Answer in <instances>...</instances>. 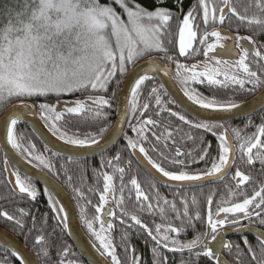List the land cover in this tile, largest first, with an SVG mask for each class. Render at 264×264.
Here are the masks:
<instances>
[{
  "label": "snow or ice",
  "instance_id": "1",
  "mask_svg": "<svg viewBox=\"0 0 264 264\" xmlns=\"http://www.w3.org/2000/svg\"><path fill=\"white\" fill-rule=\"evenodd\" d=\"M146 3L154 5L149 7L142 5L138 0H14L0 8V122L5 129L6 141L21 155L31 157L38 162V166L53 168L42 155H33L35 145L23 147L24 137L16 131L18 124L27 115H39L45 122L49 131L54 136L66 144L79 148H101V142L105 140V133L117 131L116 125L108 123L112 102L116 99L117 90L123 79L135 71L139 66L138 61L145 57L152 56L153 53L163 54L156 58L145 60L148 65L138 74L130 87V98L127 102V110L132 114L139 113V117H144L150 107L148 102L140 104L142 86L146 81L154 79L149 73L163 71L165 76H172L170 65H175V75L172 76L181 85L184 95L193 104L201 109L211 110L212 112L231 113L244 107V102L238 99L243 92L254 93L257 89L264 90V76L250 67L249 58L256 63L261 72H264V51L260 47H248L241 42L247 40L249 45L255 42L252 37H235V47L241 49L238 59L234 61L221 60L212 56L215 64H205L200 70L197 64L187 65L181 63L177 56L189 55V50L199 54V47L194 48V42L198 41L204 47L203 55L208 57L210 53H216L217 49H223L232 55L233 49L223 43L225 40L232 39L229 34H222V31L211 25L217 23L224 24L226 16L229 14L236 17L240 24L247 27H254L259 32H264V0H249L247 6L241 12L234 5L233 0H196L186 13L183 10L184 0H174L178 11L166 7L167 0H146ZM115 5V6H114ZM117 7L120 11L117 10ZM183 13L182 20L178 27V54H169L167 45L173 44L170 22L175 18L179 19ZM251 13V14H249ZM199 18V20H198ZM239 27V25L237 26ZM198 33H201L198 38ZM210 37H215L213 42H209ZM264 47V46H262ZM223 65H230L234 71L223 70ZM119 77V78H118ZM207 83L209 86H220L221 88H233L232 97L226 100L217 99L215 96L209 97L197 92L192 84ZM115 83L116 87L111 95H107L109 87ZM251 85V87H247ZM77 92H88L84 99H75L63 106L61 110L57 103L49 102L50 95L59 98L64 95H72ZM162 95H167L163 84L151 87L148 92L149 98L155 99V104L161 106V111H168L172 117L191 129L203 130L211 133L219 140L217 155L211 156V144L202 141L205 145L197 159L188 160L191 153H184L176 145L173 131L180 132V128L169 131L164 127V131H152L156 144L163 143L164 148H168L167 141L173 140L174 155L169 158L163 151L159 154L163 158L157 162L149 155V151L141 144V141H148L145 135L146 126L158 124L156 119L137 118L135 125H130L131 130L137 134L139 140L131 137L127 138L126 147L136 150L144 155L148 164L168 181L192 184L212 178L223 179L231 171L236 160V145L230 143L228 136L229 129L225 124L213 119L194 120L189 119L187 114L178 111H171L170 108L163 107ZM43 98V100H41ZM259 103L264 109V94L261 95ZM119 107V105H117ZM88 110L94 111L95 130L81 134L79 129L71 131L69 127L61 126V121L65 119V114L79 115ZM158 116L159 113H156ZM121 125L119 131H123L122 124L124 118L118 117ZM255 127L256 131L251 135H242L239 128L231 129L233 138L239 142V152L247 158V163L252 164L254 160H259L264 166V117L255 124L251 119L248 120L245 128ZM222 130V131H221ZM189 140L194 139L190 133L185 134ZM182 137L181 139H183ZM156 144H153L152 151H157ZM255 151V154L253 150ZM117 154L113 160L119 161ZM163 161H168L175 170H167L163 166ZM203 161L205 168L190 172V164ZM5 171L7 170L8 158L4 159ZM210 164V166H209ZM109 167L118 172L120 179L121 193L120 201L117 206L123 204L125 169L116 167L112 160L107 161ZM264 172V168H262ZM15 185L22 194H27L33 200L37 197V191L31 184L30 178L22 177L19 171L13 172ZM103 191L99 196V205L93 219H87L83 214L82 220L95 241L93 247L102 257L110 258L111 264H122L118 257L116 246L113 241L104 235L106 231H111L114 227L110 221L101 218L105 211L104 205L107 202L108 194L114 191L113 175L104 172ZM71 180V177H68ZM236 180L235 187L225 185L230 197L237 198V202H230L221 199L213 208V195L207 197V208L201 210L196 208L197 201L192 200V206L196 208L194 215H190L189 203L180 198L183 211L177 208L175 199L168 200L160 196L157 191L154 196H150L142 190L140 183L132 177L129 183L135 191V200L139 203V212H158L161 223H155L154 228L143 223L141 218L133 213L129 214L122 209L121 223H127L128 219L140 226L147 232L153 242L150 251L152 253V264H169L168 257L163 254L161 249H167L171 253H180L179 264H199L201 258H206L209 264H225L221 255V250L213 248L212 242L220 240L221 249L232 252L235 250L237 264H241L245 255L251 256L254 264H264V232L259 229L257 247L252 246L245 236L243 238L244 248L239 243L221 239V235L228 230L234 232H245L251 230L253 223L264 226V182L259 183L249 195L241 189V185L252 180L250 175L245 174L239 168L232 176ZM155 188V184L152 185ZM47 192V190H45ZM74 191H79L74 189ZM49 194V200L55 207L56 201ZM91 203V201H89ZM228 205V206H225ZM59 213H64V209L58 208ZM19 218L7 211H0V217L7 221H14L16 228L24 231L23 217L27 215L24 209H19ZM175 213V220L179 221V226H174L169 213ZM107 214L117 217V213L107 210ZM64 227L67 225V215L60 217ZM203 220V231L196 230L195 222ZM245 221L247 223H245ZM99 222V230L94 227V223ZM106 224V228H105ZM131 226V225H129ZM191 228L194 235L191 239H181V234L186 233ZM31 232V229H29ZM175 234V235H172ZM27 239V236L25 237ZM122 240H127V235L122 236ZM46 237L39 234L35 237L34 248L44 244ZM8 251V249H5ZM69 248L63 246L58 250V255L66 257ZM129 251L125 245V252ZM130 264H141L142 258L135 255ZM188 253V258L184 259V253ZM38 257L47 259L49 257L48 248H41L37 252ZM12 257L19 256V264H31L19 250L11 252ZM0 264H13L8 258H0ZM57 264H65L64 259L57 261ZM67 264H76L69 260Z\"/></svg>",
  "mask_w": 264,
  "mask_h": 264
},
{
  "label": "flooded vegetation",
  "instance_id": "2",
  "mask_svg": "<svg viewBox=\"0 0 264 264\" xmlns=\"http://www.w3.org/2000/svg\"><path fill=\"white\" fill-rule=\"evenodd\" d=\"M194 3H196V0L195 2L192 3V5ZM217 3H219V0H217ZM237 22L238 21L229 14L228 16H226L224 24L217 23L215 25H211L208 30L211 31L212 27H215L221 30L222 34L231 35L232 39L223 41L225 45L230 46V47H232V42L235 47V43H236L235 37L237 35L252 37V40L255 42L253 45H249V42L247 40H244L241 43L250 48L260 47L261 51H264V47H262L264 46V41L261 40V37L264 34H262L261 32L257 34V30L254 27H247L240 23L236 24ZM238 25L239 27H237ZM178 27L179 26L175 27V29L177 30V39H176V52L177 53L174 56H177L178 54ZM200 34L201 33H198V38ZM214 40H215V37L209 38V42H213ZM193 47L194 48L199 47L200 49L199 54L193 52L192 50H189V55L187 57L177 56V58L179 59L181 63L187 64V65L197 64L200 70H202L205 67V64H215V61L211 59L212 56L217 55V56H220L219 59L221 60H230V61H234L233 59L234 56L235 57L237 56V54L234 51H233L234 54L230 55L226 52L220 51L223 49H217L216 53H210L208 57H205L203 55L204 47L200 46L198 44V41L194 42ZM235 49L238 51V54H239L241 49L236 48V47ZM160 56H155V57H160ZM252 59L253 58L250 56L249 62H250V67L252 68V70L257 71L258 74L264 76V72H261L258 65L252 62ZM260 64H264V61H260ZM222 68L223 70L228 71L230 73L234 71V69L230 65H223ZM174 75H175V65L172 64V76ZM174 81L178 85V87L181 89L180 83L177 80H174ZM147 83L149 84L146 85L145 89L142 91L141 96H140V103L141 101H143V103L148 102L150 104V107L147 110V113L145 114V116L139 117V113L132 114L129 112L124 133L122 135V138L120 139V141L115 147H113L111 150H109L108 152H106L105 154L101 156L82 160V161H76L79 164L74 165V166L79 167V173H80V179L79 181H77V183L79 184L78 186H75V184H73L76 182L72 180L73 178L72 174L64 173V167L71 166L69 163L55 162L54 160H52L50 161V163L53 166V168L47 171L43 169L42 167H39V166L36 167L32 165L31 163H29L26 159L22 157L30 165H32L38 170H41L42 172L50 176L52 179L57 181L67 191V193L71 196L75 204V207L78 212L79 220H80L84 233L86 234V236L88 237V239L91 241L92 244L96 243L97 245L99 244V242L95 241L94 237H91L90 233L88 232L82 220V210H83V214L87 217V219H93V217L97 215L96 207L99 205V196L101 192L103 191V185H104L102 174L104 172H107L113 175L114 191L108 194L107 202L104 205L105 211L101 214V218L105 221H110L114 225L113 229L111 231H106L104 235H107L108 238L113 241L114 245L116 246L117 255L118 253L120 255L121 252L126 253L125 245H127L129 249V251L126 253L127 260L125 261L122 259V264H130V261L133 256L132 249H135V255L140 256L142 258L141 264H152V260H153L152 253L150 251V248L153 244V242L151 241V238L147 235V232L144 229H142L140 226L135 225L134 222L131 221L130 219H128L127 223H121L120 217L122 214V209L126 211L129 214V216L133 213L137 214L141 218L142 222L148 224L149 227L151 228H154L155 223H161V218L158 212L149 213L147 211L145 212L137 211V209L139 208V203L135 200V191L132 188V185L129 183L132 177H135L138 180V182L141 185L142 190L145 191L150 196H154L155 193L158 191L160 196L165 197L170 201L175 199L177 202V208L181 211V213L183 211V206L180 204V198L182 197L183 199L187 200L189 203L190 215H194V211L196 210V208H199L201 210H206L207 208L206 201L209 195H213V201H214L213 208L215 207V204L218 203L222 198L227 199L230 202H237V198L230 197L225 188V185H230V186L235 187L236 180H233L232 176H234V173L237 170V168H239V170H241L245 174L250 175L252 177L251 181L246 182L244 185L240 186L241 189L246 191L249 195L252 193L254 188H257L259 186V183L264 182V172H262V168H264V166L261 165L259 160H254L252 164L247 163V158L244 157L239 152L238 150L239 142L233 138V133L231 131V129L233 128H239L242 130V135H251L253 132L256 131L255 127L245 128V125L247 124L249 119H251L255 124L260 123L261 117H264V109L260 113L252 115L243 121L234 122V123H224L225 127L229 129L228 136L230 138V143L236 145L237 150H236L235 164L233 165L228 175L224 177L223 179L212 178L209 180L195 182L192 184H184L182 182L172 181L170 183L171 184L170 187L163 186L159 184L158 182H156L154 179H152V177H150V175H148V173L141 167L138 159L135 156V152L136 151L139 152L138 148L136 150H133L131 148L126 147L128 137H131L134 140L140 139L137 136V134L131 130V127H130V125H135L137 123V118L147 119L148 117H152L153 119H156L158 121V124L155 126L145 127V135L149 137V140L141 141V144L146 148V150L149 151V155L152 157V159L156 160L157 162H161L163 159L159 154L161 151H163L165 155H168L169 158H171L174 155L175 146H179L181 148V151L184 153L192 154L190 157H186V159L188 160L197 159L198 154L200 153L201 149L205 146L202 143V141H206L211 144V149H210L211 156H216L219 140L216 138V136H213L211 133H206L203 130L191 129L190 126L184 125L183 122L179 121L178 117H172L170 115V112L161 111V106H158L155 104V99L148 97V92L150 91L151 87L158 86L161 83L158 82L157 80H150V81H147ZM191 86L195 88L197 92H200L204 94L205 96H209V97L215 96L217 99H221V100H226L228 98H231L233 88L235 87L233 86V88H221L220 86H209L207 85L206 82L203 84H192ZM247 87H251V85H248ZM261 91L262 89H257L256 92L250 93V94L245 91L239 95L238 99L240 101L246 102L252 99L253 97H255ZM162 96H161V100L163 102V107L170 108L171 111H178L181 114H187L184 111H182L172 101V99L168 96V94L166 95V97L168 98L169 103H167ZM156 113H159V115L157 116ZM188 118L198 120L189 115H188ZM165 126L168 127L169 131H173L175 128L181 129V131L178 133L173 131V136L176 141L175 146L173 145V140L171 139L167 141V144L169 145L168 148H164L162 142L159 144H156L155 137L152 135V131H158V132L164 131ZM186 133H190L194 139L192 140L187 139L185 136ZM182 137L184 138L181 139ZM153 144H156L157 151L151 150ZM255 151L256 150L254 149L253 150L254 154H255ZM117 154H119L120 156L119 161L113 160V157L116 156ZM5 157H6L5 154L0 148V166H2L1 167L2 171H0V176L3 174V172L5 173V179L10 187V190L19 198V202L17 204L15 203L14 206L13 205L10 206L9 208L10 213L19 218L18 210L22 208L27 213V215H25L23 219L31 218L32 222L36 223L37 214L40 213L41 208H44L48 210V213L50 212L53 214L54 217L56 215L57 219H60V216H63V213H59L57 211V209L60 208L58 203H56L55 207H53L52 202H50L49 200L48 193H50V191H48L44 186L39 185L36 182L30 180L31 184L35 187L37 191V197L34 200L31 197L27 196L26 193L23 194L25 197H21L20 195H17L13 191L9 183L7 170L5 171V164H4ZM64 160H67V159H64ZM108 160H112L113 165H115L116 167H123L125 169L124 183L127 185V187L124 189V193H123V196H124L123 204H120V206H117L118 202L120 201V197H121V193L119 191L120 184H121L120 179H119L120 174L116 172L114 168L109 167L107 165ZM163 166L167 170H175L172 167V165L169 164L168 161H163ZM11 167H12L13 172L17 171L13 167V165H11ZM204 168H205V162L200 161L197 163L190 164L187 170L190 172H195V171H198ZM61 169L63 172L60 171ZM21 176L25 177L23 175ZM68 177H71V180H69ZM1 181L3 180L0 178V185H1ZM153 184H155V188L152 187ZM74 189H78L79 192L81 193V197L79 198V204H77L74 196L71 194V192H76L74 191ZM45 190H47V192ZM50 194L52 196V199L56 201L52 193ZM193 199L197 201L196 208L192 206ZM89 201H91V203H89ZM24 203L30 204V206H24L25 205ZM38 203H40V205H37ZM225 206H228V205H225ZM109 209L112 211H115L117 213V217L109 216L107 214V210ZM169 216L174 226H179V221L175 220V213L170 212ZM3 220H5L6 222L15 224L14 221H7L5 218H3ZM203 223H204L203 220L199 222H195L196 230L203 231L204 230ZM245 223L247 222L245 221ZM94 227L97 230H99V227H100L99 222H95ZM2 228L10 232L16 238H18L12 231L8 230L5 227H2ZM105 228H106V224H105ZM257 229H259L261 232H264V226H261L258 223H253L251 230H248L245 232H234L232 230H228L226 235L225 234L221 235V239L239 243L240 247L244 248L243 238L246 236L247 239L252 244V246L256 248L257 255H259V248L257 247L258 239L255 238L254 236V234L258 233L256 231ZM124 235H127L126 241L122 240V236ZM172 235H175V234H172ZM193 235H194L193 230L191 228H188L186 233L181 234V239H184V238L191 239ZM212 246L213 248L217 250H221V255L224 261L228 262L229 264H237L235 250H233L232 252H229L226 249L222 250L220 240L212 242ZM161 251L163 252L165 256L168 257L169 264H179V261L181 259L180 253H171L167 249H161ZM104 258L107 259L109 263H111L110 258H106V257ZM183 258L184 259L188 258L187 252L184 253ZM193 264H195V261H193ZM199 264H209V261L206 258H201L199 261ZM241 264H254V262L251 261L250 255H245L242 258Z\"/></svg>",
  "mask_w": 264,
  "mask_h": 264
},
{
  "label": "water",
  "instance_id": "3",
  "mask_svg": "<svg viewBox=\"0 0 264 264\" xmlns=\"http://www.w3.org/2000/svg\"><path fill=\"white\" fill-rule=\"evenodd\" d=\"M232 49L237 54L234 56V60L238 59V51L235 49L232 42ZM221 52H225L224 50H220ZM216 58H220V56L215 55ZM152 58H156L158 62L159 57H151L146 60H150ZM145 60L138 63V67L135 71L130 72L123 80V84L121 86L120 95L118 99L116 118L113 125H116L117 131L113 132L112 128L105 135V140L101 142V148H79L77 146L66 144L64 141L60 140L57 136H54L49 129L45 126L43 121L40 119L39 115H27L24 120H22L18 125H25L32 134L39 140V142L50 152L55 155H58L67 160L73 161H82L86 159L95 158L101 156L115 147L122 135L124 133L126 123L128 120L129 112L127 110V102L130 98V87L134 82L135 77L140 74L144 69L148 67L144 62ZM172 70V65H170ZM150 76H153L154 79L157 80L164 86V90L168 94V96L172 99V101L185 113L189 116L198 119H213L218 120L222 123H234L247 119L248 117L260 113L263 109L259 103L260 97L264 94V90H262L259 94H257L252 99L244 102V107L240 110H234L231 113H223V112H212L211 110H202L198 105L193 104L188 98L184 95L178 85L175 83L172 76H165L163 71L149 73ZM147 82V81H146ZM70 102H58V107L63 110V106H66ZM3 114L0 116L2 117ZM118 117L124 118V123L122 124L123 131H119L121 125L118 123ZM0 148L8 158L7 165V173L9 183L13 189V191L20 195L21 197H25L22 193L19 192L18 187L15 185V176L12 175V167L19 171V173L25 177L30 178V180L36 182L39 185L44 186L52 195L55 200L58 202L59 207L64 209L63 215H67V225L66 227L68 236L77 250L80 257L87 264H111L102 257L99 252H97L96 248H94L91 241L88 239L86 234L83 231L81 226L77 209L75 204L71 198V196L67 193V191L54 179L50 176L42 172L41 170L36 169L32 165H30L27 161H25L18 153L11 147L10 144L6 141L5 129L0 122ZM135 156L138 159L141 167L154 179L156 182L163 186L170 187L172 181H168L167 178L162 177L155 169L148 164L147 160L144 156L138 151L135 152ZM255 238L258 239L259 233L254 234ZM0 245L11 253L14 250H19L20 253L23 254L31 264H40L35 255L28 249V247L22 243L18 238L12 235L7 230L0 227ZM19 261V256L15 257ZM225 264H229L225 261Z\"/></svg>",
  "mask_w": 264,
  "mask_h": 264
},
{
  "label": "trees",
  "instance_id": "4",
  "mask_svg": "<svg viewBox=\"0 0 264 264\" xmlns=\"http://www.w3.org/2000/svg\"><path fill=\"white\" fill-rule=\"evenodd\" d=\"M10 2H14V0H0V8H3L5 5H7ZM101 2L104 3V2H106V0H101ZM138 2H140L144 6L149 7L150 10H152L154 8V5L150 4V3H146V0H138ZM193 2H195V0H184V3H183L184 13L187 12V10L189 9V7L192 5ZM248 2H249V0H233L234 5L241 12L247 6ZM165 6L172 9L174 12L178 11V9L175 6L174 0H167V4ZM117 10L120 11V9L118 7H117ZM249 14H251V13H249ZM182 17H183V13L180 14L179 19L174 18L170 22L171 31H172V37H170V39H173V44L167 45V47L169 48V53L172 55H176V53H177L176 52L177 30L175 29V27L180 25ZM234 19H236L238 21L236 24L240 23L236 17H234ZM2 22H3L2 19H0V23H2ZM261 33L264 34V32H261ZM261 40L264 41V35L261 37ZM160 55H163V54L153 53L152 56L145 57L144 59L138 61V63H140L143 60L149 59L151 57L160 56ZM122 84H123V81L121 82L120 87L117 90L116 99L113 100V102H112V108L109 110L110 116H109L108 123L110 125H113L115 118H116L117 103H118ZM147 84H149V83L145 82V85L142 86L141 93L145 89ZM115 87H116V85H115V83H113L109 87V92L107 95H111V92ZM88 94H90V93H88V92H84V93L77 92V93L72 94V95H64V96L59 98V101H57V98L54 95H50L48 100L51 103H57V102H61V101L71 102L77 98L84 99L85 96ZM223 96H221V97H223ZM162 97L164 98V100L167 103H169L166 95H163ZM41 100H43V98H41ZM140 104H143V101H141ZM2 114H3V112H0V116ZM93 117H94V111L93 110H88V111H86L82 114H79V115L65 114V119L63 121H61L60 123H61V126L69 127L71 129V131H76L77 129H79L80 133L83 134V133L95 130V121H94ZM43 123L45 124L44 121H43ZM16 131L19 135H22L24 137V140L22 141L23 147L27 148L30 145H35V148L33 149V155H42L47 162L54 160L55 162H67V163H69L71 166H69V167L65 166L64 167V173L72 174L73 175L72 180L74 182H76L73 184H75V186L79 185L77 183V181H79V179H80L79 167L74 166V165L79 164L78 162L71 161V160H64L62 157L51 153L49 150H47L39 142V140L32 134V132L25 125H18ZM18 154L21 157H23L24 159H26L28 162L31 160V157H29V156L21 155L20 153H18ZM31 164L36 166V167L38 166V162L35 160H32ZM1 167L2 166H0V171H2ZM39 167H42L43 169H45L47 171L49 170V168H45L43 166H39ZM92 167H94V166H92ZM60 171L63 172L62 169ZM0 178L3 180V181H1V185H0L1 186L0 187V211H7L10 213V211H9L10 206L11 205L14 206L15 203L17 204L19 202V198L10 190V187H9V185L5 179V173L4 172L0 176ZM71 194L74 196L77 204H79V198L81 197V193L79 191L78 192L76 191V192H71ZM37 205H40V203H38ZM24 206H30V204H25ZM60 217H62V216H60ZM23 221L25 224L23 232H20L16 228L15 224L6 222L5 220H3L2 217H0V226L5 227L8 230L12 231L24 244H26L28 246V248L33 252V254L37 257L40 264H57V261L60 259H64L65 264H67V261H69V260L75 261L76 264H87L78 254L77 250L73 246V244H72V242L68 236L66 227H64V224L61 222V219H57L56 215L54 217L52 213H50V212L48 213L47 209L41 208L40 213L37 214L36 223L35 222L33 223L31 218H28V219L24 218ZM29 229H31V232H29ZM39 234H43L46 237V241L44 244L38 245V246H36V248H34L35 237ZM26 236H27V239H25ZM63 246H67L70 250L69 254L66 257H61L57 254L58 250L62 249ZM44 247L48 248V251H49V257L46 260L42 259L41 257H38V255H37V252L40 251V249L44 248ZM118 256L121 260L122 259L125 261L127 260V254L126 253L121 252L120 255L118 253ZM3 257L11 259L13 264H19V261L15 257H12L11 254L8 251H5V248H3L0 245V258H3Z\"/></svg>",
  "mask_w": 264,
  "mask_h": 264
},
{
  "label": "bare ground",
  "instance_id": "5",
  "mask_svg": "<svg viewBox=\"0 0 264 264\" xmlns=\"http://www.w3.org/2000/svg\"><path fill=\"white\" fill-rule=\"evenodd\" d=\"M202 110H205V109H202Z\"/></svg>",
  "mask_w": 264,
  "mask_h": 264
}]
</instances>
